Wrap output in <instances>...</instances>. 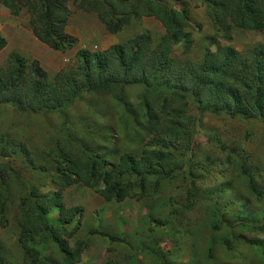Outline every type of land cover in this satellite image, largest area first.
I'll return each mask as SVG.
<instances>
[{
  "label": "trees",
  "instance_id": "16d2710c",
  "mask_svg": "<svg viewBox=\"0 0 264 264\" xmlns=\"http://www.w3.org/2000/svg\"><path fill=\"white\" fill-rule=\"evenodd\" d=\"M71 1L84 12H94L111 34L121 33L143 17H152L163 25L165 35L154 50L152 37L146 33L102 53L80 50L77 69H71L64 77L58 74L54 80L38 61H29L19 51L13 52L0 67V105L12 106L19 116L46 117L55 113L65 116L67 109L87 92L115 94L117 100L126 105L124 90L130 85H142L145 90L151 89L165 96L157 112L139 117L140 123L145 124L144 130L164 136L168 146L187 144L189 150L193 148L195 135L204 132L225 149L216 133L203 130L199 125L197 117L200 115L264 122L263 47L254 50L250 65L240 59L241 54L232 47L219 46L216 51L208 49L202 62H189L182 68L174 66L171 57L178 45L182 41L187 46L191 43L190 34L186 32L189 27L186 8L173 6L165 0H0V6L13 16L22 12L27 14L33 35L50 49L65 53L79 43L77 37L66 31L72 16ZM203 3L216 38L231 40L235 28L264 29V0H205ZM7 44V39L0 33V51ZM239 66L245 68L237 74ZM190 104L198 108V115L193 120L188 114ZM67 125L64 120L51 137L49 147L36 156L30 146L8 135L0 136V224L10 225L11 208L15 204L14 226L18 227L19 243L27 264H75L80 261L85 246L81 241L74 248L70 246L73 233L68 228L73 222L80 221L83 209L67 207L62 196L64 190L74 184L84 183L108 202H121L127 197L140 199L154 195L160 183L178 171L183 172L185 183L191 178L189 185L194 188L198 181L194 171L200 169L193 163L192 156L188 160L177 159L171 151L157 149V144L151 143L142 147L138 143L139 146L129 152L97 149L91 144L90 128L77 133L79 136L76 137L74 128L71 131ZM137 137L131 136L135 141ZM208 162L206 158L202 163L203 170L210 168ZM32 169L47 174L57 189L43 191L44 185L29 177ZM250 170L244 167L241 172L248 179L249 190L257 195L259 184ZM17 182L23 189L13 192V184ZM192 194L194 196V192ZM210 204L216 210V204ZM54 209L58 214L55 222L50 214ZM217 213L220 222L212 224L211 232L206 234L213 240L218 232V241L226 240L225 231L233 236L232 227L236 228L237 221H240V227L264 231V214L246 221L242 207L231 225H227ZM246 222L252 223L247 225ZM89 233H97L111 241H123L95 228L89 229ZM230 241L228 239L226 243ZM53 245L62 254L58 261L48 253ZM212 252L209 250L210 255ZM146 254L157 255L158 250L149 249Z\"/></svg>",
  "mask_w": 264,
  "mask_h": 264
},
{
  "label": "rangeland",
  "instance_id": "374dc122",
  "mask_svg": "<svg viewBox=\"0 0 264 264\" xmlns=\"http://www.w3.org/2000/svg\"><path fill=\"white\" fill-rule=\"evenodd\" d=\"M203 1L165 0L173 6L186 8L189 13L186 32L190 34L191 43L187 46L182 41L178 45L171 57L174 66L182 68L189 62H202L208 49L216 51L219 46L232 47L241 54L240 59L250 65L254 50L259 46L264 48V29L235 28L231 40L216 38ZM182 2L186 4L182 5ZM69 6L72 16L66 31L77 37L79 43L65 53L50 49L33 35L27 14L22 12L13 16L0 6V33L8 41L7 47L0 51V67L13 52L19 51L29 61H38L54 80L58 74L64 77L71 69H77L80 50L102 53L143 33L152 37L154 50L165 35L163 25L152 17H143L121 33L111 34L94 12L80 10L73 1ZM242 68L245 67L239 66L236 73H242ZM135 77L138 78L137 75ZM159 94L151 89L145 90L142 85H130L123 92L124 105L115 94L87 92L67 109L65 116L60 113L46 117L19 116L12 106L0 105V136L8 135L30 146L36 156L49 147L51 137L65 120L71 131L74 128L76 137L79 136L77 133L90 128L94 148L129 152L140 144L142 147L151 143L157 144V149L171 151L177 159L188 160L192 156L195 159L193 163L199 165L200 170L194 171L198 177L195 188L189 185L191 178L185 183L183 172L178 171L172 178L163 180L154 195L140 199L127 197L121 202H108L84 183L65 189L62 196L67 207L80 206L83 209L80 221L73 222L68 228L73 233L69 239L70 246L74 248L79 241L85 246L80 261L75 264H264V231L240 227V221H237L236 228L232 227L234 235L227 231L223 235L226 240H231L229 244L226 240L218 241L219 232L215 240L206 235L211 232L212 224L220 222L217 211L227 225H231L242 207L246 221L264 214V122H244L230 116L210 114L200 115V118L197 117L198 108L190 104L188 114L192 120L199 118L202 129L216 133L225 149L205 132L195 135L191 150L187 144L168 146L164 136L150 134L144 130V122L142 125L139 120V117L158 111V105L165 98ZM131 136H138L137 140ZM206 158L210 168L203 170L202 163ZM244 167L252 170L259 184L257 195L249 190L248 179L241 172ZM40 174L37 169H32L29 177L44 185L43 191H55L57 187L49 176ZM13 185V192L23 189L19 182ZM210 203L216 204L217 211ZM16 212L13 204L10 225L0 224V263L27 264L19 243L18 227L14 226ZM50 214L53 222L58 220L55 209ZM251 223L246 222L247 225ZM91 228L116 235L123 241H111L97 233H89ZM257 240L261 243L258 244ZM155 248L157 255L146 254ZM209 250L213 251L212 255ZM48 253L56 261L62 255L55 245Z\"/></svg>",
  "mask_w": 264,
  "mask_h": 264
}]
</instances>
